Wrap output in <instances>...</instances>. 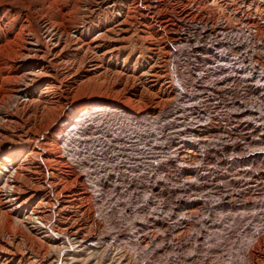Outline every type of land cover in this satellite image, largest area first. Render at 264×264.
<instances>
[{
	"label": "bare ground",
	"instance_id": "6f19581e",
	"mask_svg": "<svg viewBox=\"0 0 264 264\" xmlns=\"http://www.w3.org/2000/svg\"><path fill=\"white\" fill-rule=\"evenodd\" d=\"M22 1L0 0V223L5 218L10 229L15 223L30 235L21 237L26 250H19L15 240L0 242V264H97L101 257H110L109 264H148L143 259L162 253L159 258H182L192 244L194 256L185 259L188 264H264V188L257 196L255 190L248 196L236 190L254 174L264 173V62L254 59L247 46L255 40L252 29L264 38V22L243 9L242 17L248 20L244 34L250 39L242 40L240 33L232 34L227 27L231 30L223 31L219 45L213 43L218 49H204L192 42L200 44L203 41L196 35L208 33L206 27L216 14L206 6L213 0H196L197 8L189 11L183 9L189 0H152L145 16L173 44L165 54L174 65L176 90L156 93L158 75L144 89L142 77L122 70L113 72L120 79L114 87L122 86L124 93L79 98L85 80L94 84L113 80L102 44L115 30L106 27L100 34L96 29L67 27L60 14L42 15L55 0H37L27 7ZM17 23L20 27L15 31ZM228 82L231 87L223 90ZM242 84L250 88L248 96L254 100L258 94L260 102L243 105L237 93L242 92ZM61 85L66 97L75 94V98L58 111L55 96L63 103ZM147 92L151 98L145 96ZM216 95L221 96L218 103ZM138 104L144 108L137 109ZM212 125L217 126L213 132L220 134L217 139L197 138L193 143L201 160L187 166L175 163L187 152L184 147L167 151L169 145L187 144L188 133L198 135ZM233 129L246 130L240 139L250 141L241 143ZM37 133L46 138L36 145ZM257 133L259 140L253 139ZM149 134L154 139L149 140ZM91 157L96 159L86 166ZM44 163L52 168H44ZM183 173L193 177L184 179ZM216 190L223 192L220 197H215ZM102 191L104 195L97 194ZM179 193L198 195L183 199ZM142 194L149 198L134 211L133 204ZM175 194L172 209L164 215L161 205ZM197 205L207 210L206 215L200 209L187 215L181 212ZM119 208L136 223L139 215L143 217L123 247L117 232H108L110 237L98 232L105 221L97 215L111 219ZM218 212L223 215L219 220ZM186 221L200 226L199 232L176 243L173 235ZM162 228L170 230L153 238L152 229ZM221 232L239 235L236 240L226 235L223 239ZM211 236L216 245L206 248L200 243Z\"/></svg>",
	"mask_w": 264,
	"mask_h": 264
},
{
	"label": "rangeland",
	"instance_id": "374dc122",
	"mask_svg": "<svg viewBox=\"0 0 264 264\" xmlns=\"http://www.w3.org/2000/svg\"><path fill=\"white\" fill-rule=\"evenodd\" d=\"M26 1L24 0L20 3L21 4L23 3V6L27 7L29 5V3L35 2L37 0H26ZM150 1H152V0H101V1L55 0L53 2V4L51 3L49 5L48 11L45 13L44 12L42 13L43 16L44 15L45 16L46 15H48V16L56 15L57 16L60 14L61 20L63 21V24L65 26L72 27V28L76 27L77 30H83V29L87 30V28H90V29H96L94 31H96V32L99 31V33L104 32V29H106V27H107V29H114L115 30L113 33L108 35L107 39H105V41H104V44H102L104 52H106V54H107L106 60H105V65H107L108 68L110 69V71H112V72H110L111 73L110 75L113 76L112 77L113 80L109 81V82H105L103 79H100V77H99L100 82L97 84H94L92 82L87 83L86 82L88 80L87 79L81 84L82 88L77 92V97L79 96V98H83V97L87 96L88 94H91V95L92 94H98L99 92L106 93L108 91H114L115 93L112 92L114 97L119 96L122 92L124 93V91H122L123 90L122 86H120V88L114 87L115 84L117 82H119V80H120L119 77H117L114 73L118 72V71H122V70L124 71V73L135 71L137 76L142 77L143 81L147 84V88H144V89L148 90V88L150 86L148 84H151V82L154 81V79L152 77L155 75H158V80H155V81H157V84H156L157 88L155 89L156 93L164 92V94L168 95L173 90H176V87H175V86H177L176 74L173 72L174 71V69H173L174 65L170 62L169 58L165 54L170 48L173 47V44H171L170 41L166 40L165 34L163 33L162 29L158 26V24H156L155 21H153V24H152L150 21V18L148 17L149 18L148 19L145 16L148 13V10H149L148 5L150 4L149 3ZM169 2H173V0H170ZM197 3L198 2L196 0H189L187 7L183 8L184 11L185 10L189 11L191 9L195 10L198 6ZM206 7L207 8L209 7L210 9H212L213 12L216 14V17H214V20L211 21L212 23L210 25L208 24V26L206 27V31H208V33L206 35L199 36L201 38H199L198 35H196V39H200V41L202 40L203 42H200V44H197L196 41L192 42L193 44L200 46V48L205 49V48L209 47L213 50L218 49L217 47L214 46V44L219 45V41H221L223 39V35H224L223 31L228 30L227 27L228 28L230 27L234 31V32H232V34L240 33V35H241L240 37L242 40L244 37L247 39H250V37L247 36L248 33L244 34V32L246 31V30L244 31V29L247 28V26L245 25L244 22L247 23L248 20H247L246 16L242 17V13H241L242 11L241 10H243V9L244 10L246 9V11H248V10L250 11L248 15L252 19H255L258 21L260 20L261 22H264V0H213V1H209L208 6H206ZM3 10H5V9H3ZM236 16H238V17H236ZM122 21H126V22H124L126 25L120 26L119 23H121ZM19 27H20V23H17L15 31H18ZM231 29H229L228 31H230ZM240 30H243V31L240 32ZM254 31H255V29H252L251 33L253 35L252 37H254L255 40L251 41L250 45L247 44V46L250 47L248 49L254 53V59H259V60L262 59L261 61L264 62V38L263 37L261 38V36H259L258 33L256 31L255 32ZM187 32H188V33H186L187 36H192V34H190L189 31H187ZM256 33H257L258 37L255 36ZM210 37H213V39H210ZM218 39H221V40H218ZM158 42H159V44H158ZM192 43H190V44H192ZM252 48H253V50H252ZM204 55H206V54H204ZM84 72H85V70H84ZM173 84H175V85H173ZM231 85H232V83L228 82V84L223 85L222 88H223V90L225 88L229 89L231 87ZM242 86H244V84H242L240 86V88L242 89V92L240 94H239V92H237V93H238L239 97H241V99H242L241 102L243 103V105H245V104L247 106L251 105L256 100L258 102H260V100L257 99L258 94L255 97L253 96V98L255 100L254 101L251 96H248V94L251 93L250 88H248V87L246 88V87H242ZM172 87H173V89H172ZM131 88L132 87H130V89ZM64 90H65L64 85H61L60 92L61 93L63 92V95H62L63 103H61V100H59L58 96H55L56 103L58 104L56 110H58V111H59V109H66L62 106V104L65 105L70 100L75 98L74 97L75 94H73L71 97H66ZM120 91H121V93H120ZM132 91L135 94L138 93L137 90H132ZM238 91H240V90H238ZM244 93L247 96H242ZM145 96L148 98L152 97L150 92H147ZM114 97L112 99H114ZM65 98H67V99H65ZM216 98H217L216 102L218 103L219 102L218 98H221V96L216 95ZM81 102H83V101H81ZM115 103H117V102L114 101L113 105H115ZM149 103H150V100H149ZM121 106L125 108L124 109L125 111L130 110L129 108L125 107L124 105H121ZM153 107H154V105L152 106V108ZM138 108L143 109L144 105L138 104L137 109ZM160 109L161 108H159L157 110L160 111ZM254 118L257 119L258 116L254 115ZM198 120H201V119H198ZM189 121H190V123L194 122L191 120H189ZM146 124L149 126L151 125L148 123H146ZM235 126H236V124H234V127ZM154 127L157 128L158 126L155 125ZM216 127H217L216 125H212V127L209 126V129L204 128L203 132H200L198 135L188 133L185 137V139L187 140L186 141L187 144L181 143L180 141H175V143L173 142L172 145H169L170 146V147L168 146L169 149H166V150L167 151H169V150L170 151L180 150V149H183V147H184V149L182 151L187 152V153H185L184 155H180L177 160L175 159L174 160L175 163L185 165V166L192 164V163L195 164L198 160L199 161L201 160V154H199L198 149L194 148L193 143L196 144V142H198V141H194V140L197 138L206 139L207 141L210 139L211 140L217 139L218 135H220V134H215L213 132V130ZM233 130H235V129H233ZM36 131H38V130L36 129ZM154 132H156V131H154ZM221 132H223V130H221ZM231 132H234V134L238 133L240 136L238 135L237 138L240 139L242 136H246L247 131L246 130L243 131L242 129H236L235 131H231ZM258 133L254 135L253 139L259 140L260 137L258 136ZM148 136H149V138H148L149 140L151 138L154 139V134L152 136H151V134H149ZM45 138L46 137H45L44 133H37L36 138H35L37 140V141H35L36 145L39 144L40 141H43ZM164 139H165V136H164ZM207 141H200V142L208 143ZM239 141H241V143H243L245 141H250V140L243 138V139H240ZM88 146L89 145H87V147ZM185 147H186V149H185ZM188 150H191V151H188ZM197 154L199 156H196ZM181 156H182V158H181ZM235 157H233V158L230 157V158L232 160H234ZM91 158H89L86 161V166L89 165V167H90V165L94 162V159H96L95 157H91ZM47 165H51V164H45V163L42 164V166L44 168H47ZM249 166L250 165L245 166V168L248 169ZM89 167H87V168H89ZM236 167L237 166L235 165L233 167V169H235ZM50 168H52V167L50 166L47 169H50ZM245 168L243 167V168H241V170L242 169L245 170ZM184 173H187V172H184ZM184 173H183V175L185 176L184 179H188V178L193 177V176H190V175L184 174ZM49 174H53V172L50 170ZM200 174L202 175V173H200ZM263 175H264V173L254 174L253 177H250L248 179V183H245V184L237 187L236 190L240 191L243 196H248V195H250V193L252 191L255 190L253 195L256 194L255 196H257L259 194L258 191L260 189L264 188V184H263L264 183V177H262ZM258 176H260V177H258ZM94 178H96V175H94ZM214 178H216V177H209L208 180L209 179L215 180ZM206 180H204V181H206ZM188 182L191 183V182H193V180H190V181L186 180L185 183H188ZM239 188H240V190H239ZM115 193H118V192H115ZM214 193H216L215 197H220L223 192L216 190V191H214ZM97 194L98 195H104V192L102 191L101 193H97ZM179 194H181V193H179ZM112 195L115 196L114 193H112ZM181 195H182L183 199H185V198L187 199L190 197V195H191V197L194 198L198 194L192 195L191 193H185V194H181ZM143 196H144V194H142L140 196L141 199H138L139 201L135 200L137 198L134 199L137 202L136 204H133L132 208L134 209V211H135V209L138 210V208L142 207L145 204L144 200L149 198L146 196V199H145ZM177 196H176V194H175V196L172 195L167 201L163 202L161 207L164 210V215H166L167 213L170 212V210L172 209L173 198H176ZM254 197H253V199H255ZM234 199H238V198H234ZM113 203H112V205H109L110 206L109 209H111V207L115 204V203L114 204ZM200 207H201V205H197L196 208H192V209L188 208L187 210L182 208L181 212L185 213V215L191 214V213H197V210H199ZM97 210L98 209H94L96 214L99 213ZM200 211L203 212V215H206V213H207V210L205 208L203 209V206L200 209ZM181 212H179V213H181ZM195 215L197 216V214H195ZM222 216H223L222 213L218 212L216 215L217 220H219ZM97 218L105 221L104 222L105 228H103L102 230H100L98 232L100 234L106 233L105 235H103V234L102 235L108 236V237H110V234H108V232L113 234V235H117V234L120 235L121 236L120 245L123 247V246L129 244V242H130L129 240L131 239V238H129L130 237L129 234H133V232L135 230L134 228L136 227L137 223H141L143 217L141 215H139V217L136 219L137 220V223H136V222L132 221L131 219H129L130 217L128 216L127 212L125 213L123 209L119 208L118 213L115 214L114 216H112L111 219L106 220L105 217H103V216L100 217L99 215H97ZM3 219L0 223V242H3V243L8 242L9 243V242H12L15 240L16 244H18L17 248L19 250L28 249V248H26L28 246L24 243V242H26V240L21 238V237H29L30 232L23 229V227L19 226L18 224L16 225L15 223L13 226L14 230L10 229V225H8L9 221H6L5 218H3ZM111 222L114 223V225H112ZM170 224L172 226V223H170ZM261 225H264V223ZM89 226H91V225H88V227ZM111 226L113 229H110ZM176 227H179V226H176ZM89 228H90V230H93V227H89ZM199 228H200V226L195 225V223H192L190 221L189 222H187V221L183 222V223H181V226L179 227V229H176V231L173 235L174 240L176 241V243L184 242L186 239V236L189 238L191 236L194 237L195 234H197L199 232ZM130 230H132V231H130ZM162 230H163V232H162ZM165 230L169 231L170 229H165V228L163 229L162 228V229H160V231L157 229L156 230L152 229L153 238H158L159 236L165 235L167 233V232L164 233ZM174 230L175 229H173L172 231L174 232ZM222 231H224V230H222ZM116 232H117V234H116ZM221 234H222V236H224L223 239L227 238L226 236H229L223 232H221ZM216 235H217V233H215L214 236H216ZM238 235H239L238 233H234L231 236L233 237V239L236 240L237 239L236 237ZM231 236H229L227 239H229ZM211 239H214V238H212V236L209 238H207V237L201 238L200 243L203 246H205L206 248L216 245V243L218 241L217 240H211ZM233 239H232V241H233ZM109 240H111V239H109ZM70 242L72 243L71 245L73 248L76 247L75 243L73 241H70ZM117 243L118 242H116V244ZM186 245H187V243H186ZM144 246L149 247V246H151V244H149V245L145 244ZM194 246H195V244H192L190 247H187L188 250L187 249L184 250L185 253L181 255V257L183 259L182 258H178V259L175 258L174 259L171 255H168L167 257L159 258L161 255H163V253H162V254H159L160 256L157 255L156 257L149 255L150 258L147 256V258H145L143 260L145 262H147L148 264H183V263L188 264L186 261L190 258V255H192L191 258L194 256L193 255L194 252L192 253ZM103 250H104V247H103ZM200 257L202 258V255H200ZM103 258L104 257H101L100 260L96 261V262H98L97 264H109V263H111L109 261V260H111L110 257H105L104 259ZM163 258L166 260H164ZM185 259H186V261H185ZM54 264H57V263H54ZM92 264H95V263L93 262ZM144 264H146V263H144Z\"/></svg>",
	"mask_w": 264,
	"mask_h": 264
}]
</instances>
